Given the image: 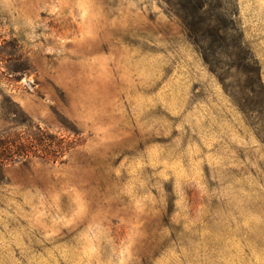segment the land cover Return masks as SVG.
I'll return each mask as SVG.
<instances>
[{
    "label": "rangeland",
    "instance_id": "obj_1",
    "mask_svg": "<svg viewBox=\"0 0 264 264\" xmlns=\"http://www.w3.org/2000/svg\"><path fill=\"white\" fill-rule=\"evenodd\" d=\"M226 7L206 61L163 0H0V128L73 143L5 168L0 264H264V0Z\"/></svg>",
    "mask_w": 264,
    "mask_h": 264
},
{
    "label": "trees",
    "instance_id": "obj_2",
    "mask_svg": "<svg viewBox=\"0 0 264 264\" xmlns=\"http://www.w3.org/2000/svg\"><path fill=\"white\" fill-rule=\"evenodd\" d=\"M163 1L167 12L179 19L185 33L194 41L206 61L219 51L228 56H237V51L242 50L243 35L239 28L238 13L228 10L226 6L229 0ZM251 70L256 72L254 67ZM27 126L25 131L12 127L0 128L1 178L5 168L20 159L34 154L57 160L73 148L72 142L64 143L63 138L31 122Z\"/></svg>",
    "mask_w": 264,
    "mask_h": 264
}]
</instances>
